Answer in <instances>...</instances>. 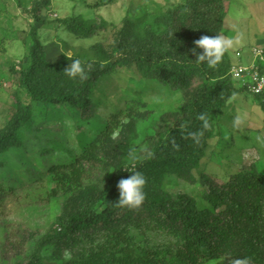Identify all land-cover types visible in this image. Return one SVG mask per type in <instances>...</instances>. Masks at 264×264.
I'll use <instances>...</instances> for the list:
<instances>
[{
    "label": "trees",
    "instance_id": "trees-1",
    "mask_svg": "<svg viewBox=\"0 0 264 264\" xmlns=\"http://www.w3.org/2000/svg\"><path fill=\"white\" fill-rule=\"evenodd\" d=\"M98 1L94 8L114 0ZM16 4L25 14L32 13L33 21L48 22L37 13L41 8L49 9L51 0H33L28 9L20 0ZM225 14L224 0H182L137 17L126 14L113 31L110 49L102 43L92 46L95 59L74 56L53 62L46 59L37 27H31L28 61L26 65L12 66L18 72V83L27 99H14L11 115L0 130V147L14 141L20 128L34 119L35 104L89 110L99 80L117 66H134L140 76L175 89L182 96L178 109L163 112L150 124L145 146L131 157L133 165L114 166L98 192L72 196V185L80 186L77 168L71 169L70 176L56 175V184L70 194L71 207L61 217L60 226L43 235L29 253H21V243L14 245L12 264H50L42 261L39 250L48 243L60 242L74 249L71 258L61 264H205L227 255L246 259L248 264H264V163H253L218 183L207 176V190L199 196L172 195L162 186L167 171L189 172L198 166L208 140L213 134L220 138L215 118L224 114L229 98L245 90L229 72L228 48L215 67H209L206 61L197 62L191 52L193 42L202 35H220ZM55 19L69 32L82 37L92 36L108 25L103 17H87L77 12ZM77 59L84 67L85 79L70 78L63 71ZM252 96L264 113V90ZM138 104L147 107L144 101ZM118 115V110L112 113L99 129L98 145L93 138L88 142L90 149H81L77 156L85 175L90 173L93 159L103 161L108 157L113 144L109 127ZM126 115L129 121L122 124L119 133L127 137L130 132L129 138L134 140L135 133L129 125L132 118L143 115L132 111L131 105ZM166 123L170 125L164 127ZM70 158L77 160L74 155ZM65 161L63 157L48 158L45 166L50 172ZM132 171H139L146 178L145 199L138 208L118 203L117 182ZM33 174L34 170L28 168V181L34 179ZM42 175L36 171V178ZM142 219L152 220L169 231L175 244L137 241L134 234L128 233L127 226H144ZM100 231L104 232L103 240L89 246Z\"/></svg>",
    "mask_w": 264,
    "mask_h": 264
},
{
    "label": "rangeland",
    "instance_id": "rangeland-1",
    "mask_svg": "<svg viewBox=\"0 0 264 264\" xmlns=\"http://www.w3.org/2000/svg\"><path fill=\"white\" fill-rule=\"evenodd\" d=\"M20 1L26 9L33 3V0ZM178 1L182 0H114L94 8L95 2L100 1L51 0L49 9L41 8L37 13L48 20L40 23L33 21L32 13L22 12L17 0H0V130L11 115L14 99H27L19 86L18 72L13 71L12 66L26 65L33 25L37 27L49 62L74 56L95 59L92 46L102 43L110 49L113 31L124 15L137 17L162 10ZM224 3L226 14L219 33L228 42L230 57L250 64L253 61L251 48L264 46V0H224ZM76 12L87 17H103L108 25L92 36L82 37L69 32L55 19ZM181 96L175 89L140 76L134 71V66L122 65L99 80L89 110L85 112L67 105L35 104L34 119L20 128L14 141L0 147V264L14 262V245L21 243V253L27 254L43 235L60 226L61 217L71 206L68 205L70 194L56 184V175L70 176L71 169L77 168L80 186L72 185V196L98 192L114 166L123 163L127 167L133 165L131 157L145 146V134L150 124L163 112L178 109ZM143 101L147 107L138 104ZM129 105L132 111L143 115L142 118H132L129 125L130 131L135 133L134 140H130V132L127 137L119 133L122 124L129 121L126 115ZM117 110L116 122L109 127L113 144L108 157L103 161L93 159L90 173L85 175V171L79 168L77 156L81 149H90L88 142L93 138L98 145L100 140L96 134ZM215 119V129L220 138L216 139L213 134L208 140L205 155L198 166L189 172L167 171L162 177V186L170 194L199 196L207 190V176L218 183L241 169H248L253 163H264V113L250 93L234 94L227 101L224 114ZM169 125L166 123L164 127ZM72 155L77 160L73 161ZM56 157H63L66 161L64 165H57V170L49 172L45 166L47 159ZM28 168L34 170V179L30 181L26 175ZM36 171H40L42 177L36 178ZM141 222L147 227L127 226L128 233L134 234L137 241L175 244V238L166 229L155 225L152 220L142 219ZM103 236L104 232L100 231L88 245L101 242ZM88 245L85 243L84 247ZM73 250L66 243H48L40 248L39 253L42 261L61 264L66 260V254L72 256ZM22 254H18L19 257ZM234 259L230 255L219 256L205 264H232Z\"/></svg>",
    "mask_w": 264,
    "mask_h": 264
},
{
    "label": "clouds",
    "instance_id": "clouds-1",
    "mask_svg": "<svg viewBox=\"0 0 264 264\" xmlns=\"http://www.w3.org/2000/svg\"><path fill=\"white\" fill-rule=\"evenodd\" d=\"M195 47L191 49V52L195 55V60L197 62H207L209 67H215L222 59L224 52L227 50L228 42L221 35H202L199 39H196L194 42ZM261 47L264 49V46H254ZM197 49H202L201 52H197ZM251 48V56L253 61L250 64H244L238 61H235L230 57L231 65L229 72L233 79L237 80L238 83L244 87V91L250 93L246 86L243 85L242 81L238 77H234L231 72V68L235 65L249 66L254 62H258V58L255 57L252 53ZM229 52V50H228ZM65 74L70 78L79 77L81 79L86 78L84 67L81 64L79 59L73 60L72 63L66 67L64 70ZM253 95L252 93H250ZM234 96V95H233ZM200 119H204L203 116L199 117ZM206 128L208 127L207 121H205ZM146 184L145 176L139 171H132V174L127 178H121L117 182V188L119 190V199L118 203L121 206H128L131 208H138L145 199L144 186ZM70 255L66 254L65 259H70ZM232 264H248L246 259L236 258L232 261Z\"/></svg>",
    "mask_w": 264,
    "mask_h": 264
},
{
    "label": "built area",
    "instance_id": "built-area-1",
    "mask_svg": "<svg viewBox=\"0 0 264 264\" xmlns=\"http://www.w3.org/2000/svg\"><path fill=\"white\" fill-rule=\"evenodd\" d=\"M252 53L259 60L249 66L235 65L231 68L234 77L241 79L243 85L252 94L264 90V49L253 47Z\"/></svg>",
    "mask_w": 264,
    "mask_h": 264
}]
</instances>
